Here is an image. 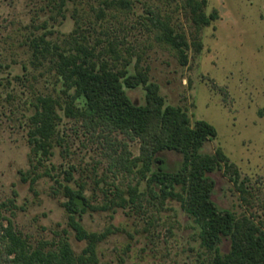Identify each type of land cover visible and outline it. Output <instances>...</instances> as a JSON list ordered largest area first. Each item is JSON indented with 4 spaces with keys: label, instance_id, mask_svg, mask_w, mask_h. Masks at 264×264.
Here are the masks:
<instances>
[{
    "label": "rangeland",
    "instance_id": "374dc122",
    "mask_svg": "<svg viewBox=\"0 0 264 264\" xmlns=\"http://www.w3.org/2000/svg\"><path fill=\"white\" fill-rule=\"evenodd\" d=\"M206 2L204 13L216 11L218 19L197 28L184 0H0L1 234L11 222L33 247L48 249L64 238L80 255L87 242L77 241L70 226V190L82 194L76 201L84 212L75 219L88 233L105 236L96 245L98 264H212L194 218L149 183L140 143L65 115L73 92L66 93L54 54L71 51L75 42L92 49L98 65L146 73L165 104L186 112L192 125H212L217 137L201 153L221 150L227 158L209 174L212 200L264 231V0ZM155 14L186 36V65L157 42ZM41 39L54 49L36 56ZM125 91L135 105L146 104L144 86ZM43 97L61 106L47 156L35 153L29 137ZM83 106L75 103L79 111ZM158 159L152 172L176 171L183 162L173 152ZM219 250L227 254L230 240Z\"/></svg>",
    "mask_w": 264,
    "mask_h": 264
},
{
    "label": "trees",
    "instance_id": "16d2710c",
    "mask_svg": "<svg viewBox=\"0 0 264 264\" xmlns=\"http://www.w3.org/2000/svg\"><path fill=\"white\" fill-rule=\"evenodd\" d=\"M184 3L190 9L197 28L209 26L218 19L216 11L208 16L204 13L206 0H184ZM151 21L157 30V42L174 50L181 63L186 65L189 48L186 36L176 32L168 20H160L156 14ZM40 43L34 46L36 56L50 54L54 49L42 39ZM200 47L198 44V49ZM54 55L56 72L66 93L69 96L73 92L63 109L65 115L81 118L87 129L106 134L120 133L140 143L144 171L151 173L149 183L159 189L163 199L178 200L182 209L194 218L200 227L202 247L213 253L212 264H264V231L261 225L219 209L212 200L215 182L209 174L220 169L222 162L227 164L221 150L214 155L201 153L205 144L217 137L212 125L202 120L192 125L186 112L165 104L158 86L149 83L146 73L136 70L135 74H130L126 70L114 71L107 63L98 65L93 50L79 42H75L71 51ZM139 86L146 90V104L143 106L135 105L125 91ZM78 100L84 101L81 111L75 107ZM57 107H61L59 102L51 97L37 100L29 136L36 154L49 155L60 121ZM165 152L182 155V164L176 171L166 172L157 167V171L152 172L159 162L158 155ZM67 191L69 201L65 207L70 226L77 241L87 242L82 253L77 255L64 238L48 249L41 245L33 247L9 222L1 229L3 234L0 232L4 251L0 259L4 264H98L96 245L105 236L88 233L75 219V215L84 212L76 202L82 194ZM83 201L86 203L84 198ZM225 238L230 240V251L222 254L219 245Z\"/></svg>",
    "mask_w": 264,
    "mask_h": 264
},
{
    "label": "water",
    "instance_id": "95a60500",
    "mask_svg": "<svg viewBox=\"0 0 264 264\" xmlns=\"http://www.w3.org/2000/svg\"><path fill=\"white\" fill-rule=\"evenodd\" d=\"M80 207H82V203L80 201H76Z\"/></svg>",
    "mask_w": 264,
    "mask_h": 264
}]
</instances>
